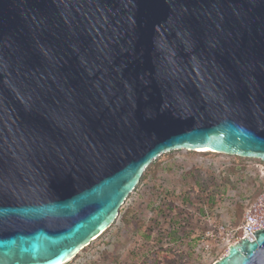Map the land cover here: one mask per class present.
<instances>
[{
    "label": "water",
    "instance_id": "water-1",
    "mask_svg": "<svg viewBox=\"0 0 264 264\" xmlns=\"http://www.w3.org/2000/svg\"><path fill=\"white\" fill-rule=\"evenodd\" d=\"M181 148L264 161V0H0V264L73 258Z\"/></svg>",
    "mask_w": 264,
    "mask_h": 264
},
{
    "label": "rangeland",
    "instance_id": "rangeland-1",
    "mask_svg": "<svg viewBox=\"0 0 264 264\" xmlns=\"http://www.w3.org/2000/svg\"><path fill=\"white\" fill-rule=\"evenodd\" d=\"M143 175V176H142ZM112 224L65 264H213L264 188V161L207 151L162 153Z\"/></svg>",
    "mask_w": 264,
    "mask_h": 264
},
{
    "label": "built area",
    "instance_id": "built-area-1",
    "mask_svg": "<svg viewBox=\"0 0 264 264\" xmlns=\"http://www.w3.org/2000/svg\"><path fill=\"white\" fill-rule=\"evenodd\" d=\"M261 229H264V188L256 199L247 204L241 222L235 229L225 232L222 227L219 230L222 231L221 235L225 236L227 252L228 246L239 239L247 238L253 241L255 239L253 233Z\"/></svg>",
    "mask_w": 264,
    "mask_h": 264
},
{
    "label": "bare ground",
    "instance_id": "bare-ground-1",
    "mask_svg": "<svg viewBox=\"0 0 264 264\" xmlns=\"http://www.w3.org/2000/svg\"><path fill=\"white\" fill-rule=\"evenodd\" d=\"M205 150V149H204ZM200 151H202V150H200ZM72 258H68V259H66V261L63 263V262H61L62 264H65V263H67L68 261H70ZM61 263H59V264H61Z\"/></svg>",
    "mask_w": 264,
    "mask_h": 264
},
{
    "label": "trees",
    "instance_id": "trees-1",
    "mask_svg": "<svg viewBox=\"0 0 264 264\" xmlns=\"http://www.w3.org/2000/svg\"><path fill=\"white\" fill-rule=\"evenodd\" d=\"M143 176V175H142ZM142 178V177H141Z\"/></svg>",
    "mask_w": 264,
    "mask_h": 264
}]
</instances>
